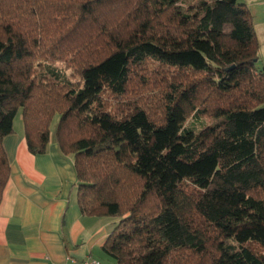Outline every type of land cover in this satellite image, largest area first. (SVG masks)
Returning <instances> with one entry per match:
<instances>
[{
    "label": "trees",
    "instance_id": "trees-1",
    "mask_svg": "<svg viewBox=\"0 0 264 264\" xmlns=\"http://www.w3.org/2000/svg\"><path fill=\"white\" fill-rule=\"evenodd\" d=\"M196 1L0 0V200L19 113L32 154L72 156L81 214L117 219L115 264H264L253 16Z\"/></svg>",
    "mask_w": 264,
    "mask_h": 264
},
{
    "label": "crops",
    "instance_id": "crops-1",
    "mask_svg": "<svg viewBox=\"0 0 264 264\" xmlns=\"http://www.w3.org/2000/svg\"><path fill=\"white\" fill-rule=\"evenodd\" d=\"M241 1L253 16L264 69V0ZM2 146L10 174L0 200V264H115L102 246L116 220L81 214L72 156L53 134L44 153L32 154L18 113Z\"/></svg>",
    "mask_w": 264,
    "mask_h": 264
},
{
    "label": "rangeland",
    "instance_id": "rangeland-1",
    "mask_svg": "<svg viewBox=\"0 0 264 264\" xmlns=\"http://www.w3.org/2000/svg\"><path fill=\"white\" fill-rule=\"evenodd\" d=\"M176 4H177V8H178L179 11L187 12V11H191V10L195 9L198 6L199 3L196 0H177ZM55 66L57 68L62 69L66 74L70 73L69 70L64 69V65L62 63H55ZM210 122H212V120H210V119L189 118L187 120V122H186V126L189 129H191V130H193L194 127L196 129H198V128L200 129L202 126L205 125L204 123H210ZM110 218H112V217H110ZM112 220H117V219L116 218H112Z\"/></svg>",
    "mask_w": 264,
    "mask_h": 264
},
{
    "label": "built area",
    "instance_id": "built-area-1",
    "mask_svg": "<svg viewBox=\"0 0 264 264\" xmlns=\"http://www.w3.org/2000/svg\"><path fill=\"white\" fill-rule=\"evenodd\" d=\"M83 264H99V263L96 260L92 259V260L84 261Z\"/></svg>",
    "mask_w": 264,
    "mask_h": 264
}]
</instances>
